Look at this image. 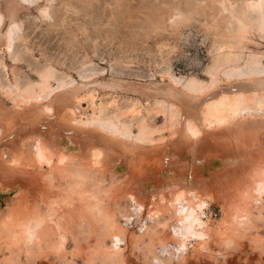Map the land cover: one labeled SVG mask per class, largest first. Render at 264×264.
<instances>
[{
    "label": "rangeland",
    "instance_id": "374dc122",
    "mask_svg": "<svg viewBox=\"0 0 264 264\" xmlns=\"http://www.w3.org/2000/svg\"><path fill=\"white\" fill-rule=\"evenodd\" d=\"M18 1L20 8L15 16L17 26L10 40V47L4 46L0 41V114L7 115L3 116L9 120L8 126L3 128L2 133L0 132V146L8 137L27 126L26 120L36 124L40 119L46 121L52 116H42L33 104L16 107L10 98L25 88L37 89V82L41 81L42 75L48 78L49 87L42 92L43 94L32 100L35 103L50 99L60 104L61 101L57 97L66 94L65 97L68 100L70 96L67 90L75 88V92H78L72 94V101L79 107V110L75 112V114L78 113L79 118L86 119L98 111L101 116L108 117L107 119L113 120L120 117L130 121L131 131L127 132L130 143L135 137L137 125L143 122L159 127L156 137L161 133L163 135V138L159 140L139 142L138 149L135 148L137 146L132 145L136 150L131 155L128 153L130 148L127 151L129 154L127 162L130 160L138 164L135 167L140 174L138 180L146 177V180L140 183L126 176L112 184V178L107 171L103 177L99 172L89 171L90 175L95 174L103 180L102 185H109L107 186L110 190L109 195L102 191L100 197L114 212L121 209H126L123 212L128 211L129 202L125 197L128 189L134 188L142 196L146 195L147 188L155 191L156 184L159 185V183L148 180L151 173L148 164L151 163L153 166L158 164L156 163L158 158L155 155L160 153L159 149L162 148L165 153L162 157H166L169 148L172 150L174 141L182 136H190V131H184L181 122L171 129L168 126L163 127L164 119L168 114L167 110H172L168 104L169 99L159 93L146 92L141 86L152 85L156 90L163 86L167 87L171 85L168 80L170 77L181 83L193 77L207 81L216 74L224 78L220 74L230 70L228 67L231 65H236L234 70H230V73L234 75H240V73L242 75L253 69L264 71V52H262L264 38L256 32L251 33L252 41L244 45L237 35V16L240 17L241 14V17L246 20L251 18V22H254L258 16L257 10L247 7L246 0ZM2 14H5L4 0H0V20ZM12 66L16 67L14 72L11 70ZM232 79L227 81L223 79L219 86L225 87L237 81ZM174 88L179 87L174 86ZM133 107H135L134 112L131 114L126 112ZM263 112L264 108L252 109L248 113L235 115L230 122L211 124L210 128L215 130L219 127L231 126L240 130L239 137L247 138V136L255 135L264 147ZM10 119L13 122H10ZM53 119L50 122H57L58 114L54 115ZM67 122V119L64 120V123ZM11 123L12 125H9ZM190 138L193 137L190 136ZM138 151L148 153L149 156L135 157ZM247 165H249L248 158L245 166ZM49 170V167L42 170L36 165L33 167L18 165L7 171L10 179L30 181V185L33 184L23 196L24 202L21 199L16 200L8 208L14 210L25 206L27 210L38 211L39 209L47 216H54L53 211L45 203V197L48 198V194L56 192L52 186L45 188L43 178L50 172ZM244 170L246 171L247 168ZM232 171L236 173L235 176ZM236 176L240 177L238 170L220 168L209 175L208 183L203 187V191L213 199V202L204 208L205 213H202V218L210 216L212 227L220 218L221 212L229 209L234 203L233 199H237L239 195L242 179L239 178L240 184L235 180L231 185L228 184V177L236 179ZM33 180L36 181L33 183ZM261 198L259 199L264 203ZM251 208L250 215L253 216V213L257 211L254 207ZM162 211V215L167 217L164 207ZM142 215L143 219H139L136 214L130 216V222L127 224V241L125 244L120 243L121 253L126 258L125 264H162L158 263L160 260L165 261V264H264L262 220L256 221L259 234L246 230L241 236H233L234 241L229 244H223L221 239L213 234L214 237L210 241L211 251L203 252V254L191 252L187 254L185 261L180 262L178 261L179 253L172 242L160 246L155 241V244L150 247L154 242L148 240L149 235L153 231L160 235L161 232L157 231L160 226L153 227V218L147 217L145 212ZM72 218L74 221L66 226L68 234L63 251L59 250V253H56V249H46L43 252L40 251L41 256L37 254L40 252L34 251L31 254L34 253L36 256L33 254L31 257L23 251L18 262H21L20 264H119L118 261H110L102 257L100 242L104 240L107 245L111 242L108 235L102 238L105 233L102 234L100 222L95 225L90 219L86 224V222L78 221L75 214ZM117 218L121 224H125L124 218L119 214ZM159 219L162 220L161 217ZM167 222L168 226L163 230L173 232L172 220L167 219ZM145 225L151 227L150 233L143 235L141 241H138L139 232L143 231ZM90 230L92 231L88 233L87 231ZM8 240L6 230L1 231L0 264L8 263L9 258L12 259L14 254L11 250L17 251V246H12L11 249L8 247ZM148 248H152L153 252L148 253ZM23 250H25L24 247ZM170 255L172 259L168 261L167 258ZM154 256L157 259L153 258Z\"/></svg>",
    "mask_w": 264,
    "mask_h": 264
},
{
    "label": "bare ground",
    "instance_id": "6f19581e",
    "mask_svg": "<svg viewBox=\"0 0 264 264\" xmlns=\"http://www.w3.org/2000/svg\"><path fill=\"white\" fill-rule=\"evenodd\" d=\"M245 3L247 7L257 10L258 16L255 21L253 20L254 22H251V18L246 20L241 17V14L240 17L235 14L238 24L237 35L244 45L252 41L251 33L256 32L264 38V0H246ZM4 8L5 14H2L0 20V41L4 46L10 47L14 28L17 26L15 16L20 3L18 0H4ZM228 68L232 71L236 65ZM15 69V66L11 67L12 72ZM230 70L220 74L224 78L216 74L207 81L193 77L181 83L172 77H167L171 84L167 87L163 86L156 90L152 85L141 86L146 92L159 93L169 99L168 104L172 110H167L168 114L164 119L163 127L168 126L171 129L181 122L183 130L190 131V136L193 138L182 136L174 141L172 150L169 148L166 157H162L165 153L162 148L159 149L160 153L155 155L158 158L156 162L158 164L154 166L151 163L148 164L151 170L148 180L159 183V185L156 184L155 191L147 188L145 196L134 188L128 189L125 197L129 202V209L124 212L123 210L126 209L111 211L110 207L104 204L105 201H102L100 197L101 192L104 191L109 195L110 190L107 189L109 185H102L103 180L95 174L90 175L89 171L99 172L101 177L107 171L112 178L111 183H116L126 176L139 183L146 180V177L138 180L140 174L135 169L138 164L130 160L127 162V156L138 149L139 142L162 139V133L156 137L159 127L140 122L141 124L137 125L135 137H132L130 143L127 139V132H130L132 127L130 121L120 119V117L113 120L107 119L108 117L101 116L98 111L86 119L79 118L78 113L75 114L79 107L72 101V94L78 92H75V88L67 90L70 96L68 100H66V94L62 97L57 95L61 101L60 104L50 99L35 103L32 100L39 97L49 87L48 78L43 75L41 81L37 82V89L25 88L18 94L12 95L10 98L16 107L33 104L42 116H52H49L50 120L40 119L36 124L24 120L27 126L3 141L5 142L2 144L3 147L0 146L1 231L6 230L10 249L12 246H17V251L12 252L11 250L14 254L12 259L9 258L8 263L5 264H14L13 262L20 264L18 258L23 251L30 257L33 256L34 253L31 254V252L34 251L43 252L46 249H56L58 251H55L56 253H59V250L63 251L68 234L66 226L74 221L72 220L74 214L78 217V221L86 222V224L90 219L95 225L100 222L99 227L103 229L102 234L105 233L102 238L108 235L111 242L109 245L104 240L100 242L102 257L110 261H118L119 264L126 263V258L121 253L120 243L125 244L127 241L129 218L136 214L139 219H143L144 212L147 217L153 218V227L160 226L157 230L161 232H159L160 235L156 231L149 235L148 240L154 242L150 247L155 244V241L160 246L172 242L179 253L178 261L180 262L185 261L187 254L191 252L203 254V252L211 251L210 241L214 237L213 234L220 238L223 244L231 243L234 237L243 235L246 230L247 232L253 231L256 235L259 234L256 221L262 220L264 223V203L259 199L262 197L261 199L264 200V147L255 135L247 136V138L239 137L240 130L231 126L219 127L215 130L210 127L211 124L230 122L235 115L248 113L252 109L264 108V71L253 69L242 75L241 73L234 75L230 73ZM232 78L237 81L225 87L219 86L223 79L227 81ZM173 85L180 89H175ZM139 89L140 87L138 91ZM134 109L135 107L126 112L131 114ZM56 114L59 118L57 122H50L54 120L53 117ZM0 115L2 116L0 117V132L2 133L3 128L8 126L9 120L5 117L7 115ZM65 118L67 123H64ZM132 145L137 146L136 149ZM129 148L130 152L127 154ZM141 155L149 156L148 153L138 151L135 157L140 158ZM245 157L249 160L247 166H245ZM18 165L32 167L36 165L42 170L49 167L50 172L43 178L45 188L52 186L56 192L48 194V198L45 197V203L53 211L54 216H47L39 209L38 211L27 210L25 206L14 210L8 208L16 200H22L29 186H33V184L30 185V181L8 178L7 171ZM220 168L238 170L240 177L236 176V179L231 178L232 176L228 177V184L231 185L235 181L239 183L240 179L243 183H239L241 189H239L240 192L238 191L237 199H233V205L221 212L220 218L212 227L210 216L202 218L204 208L213 202V199L203 191V187L208 183L209 175ZM245 168H247L246 171ZM232 174L235 176L236 173L232 171ZM35 181L33 180V183ZM163 207L167 217L161 213ZM251 207L257 211L253 213V216L250 215L253 209ZM117 214L124 218L125 224H121ZM160 217L162 220L159 219ZM167 219L172 220L173 232L163 230L168 226ZM142 230L139 232L138 241H141L143 235L150 233L151 227L145 225ZM151 252H153L152 248H148V253ZM37 254L40 255L41 252ZM171 256L167 258L168 261L172 259ZM153 258L157 259L156 256ZM158 263L165 264V261L160 260Z\"/></svg>",
    "mask_w": 264,
    "mask_h": 264
}]
</instances>
